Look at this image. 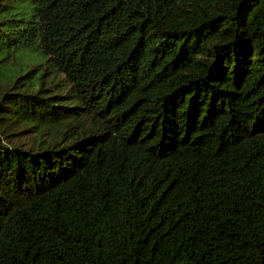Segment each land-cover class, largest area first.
<instances>
[{
  "label": "trees",
  "instance_id": "obj_1",
  "mask_svg": "<svg viewBox=\"0 0 264 264\" xmlns=\"http://www.w3.org/2000/svg\"><path fill=\"white\" fill-rule=\"evenodd\" d=\"M0 264H264V0H0Z\"/></svg>",
  "mask_w": 264,
  "mask_h": 264
}]
</instances>
